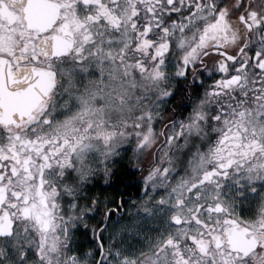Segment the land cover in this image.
Returning <instances> with one entry per match:
<instances>
[{
	"label": "snow or ice",
	"instance_id": "1",
	"mask_svg": "<svg viewBox=\"0 0 264 264\" xmlns=\"http://www.w3.org/2000/svg\"><path fill=\"white\" fill-rule=\"evenodd\" d=\"M0 264H264V0H0Z\"/></svg>",
	"mask_w": 264,
	"mask_h": 264
},
{
	"label": "flooded vegetation",
	"instance_id": "2",
	"mask_svg": "<svg viewBox=\"0 0 264 264\" xmlns=\"http://www.w3.org/2000/svg\"><path fill=\"white\" fill-rule=\"evenodd\" d=\"M131 190V189H130Z\"/></svg>",
	"mask_w": 264,
	"mask_h": 264
}]
</instances>
